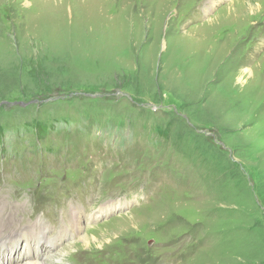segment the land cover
Returning a JSON list of instances; mask_svg holds the SVG:
<instances>
[{"label":"rangeland","instance_id":"obj_1","mask_svg":"<svg viewBox=\"0 0 264 264\" xmlns=\"http://www.w3.org/2000/svg\"><path fill=\"white\" fill-rule=\"evenodd\" d=\"M39 2L0 0V264H264V0Z\"/></svg>","mask_w":264,"mask_h":264},{"label":"bare ground","instance_id":"obj_2","mask_svg":"<svg viewBox=\"0 0 264 264\" xmlns=\"http://www.w3.org/2000/svg\"><path fill=\"white\" fill-rule=\"evenodd\" d=\"M51 1H53V0H43L44 3L43 2H39V3H42V7H43V6H46V5L48 6V3H51ZM11 216H12V214L9 211H5L4 213H2V215L0 217V228H1V230L7 229V231H8L11 228L10 231L12 232L13 229H15V227L13 228V222H15L14 221L15 219L13 217L11 218ZM75 223H76V221H75ZM77 224H78V220H77V223L75 224V226L79 228V226H77ZM7 225H11V226H7ZM30 226H32V225H30ZM33 230L34 229L32 227L31 229H28L26 231H21L19 233H14V234L11 233L12 236L11 235H6L7 233H0V237L4 236V237H2V240L0 239V251H2L1 247H2V245H4L3 243H7V242L11 241L14 244H16L18 242V240L21 237H23V236H24V238L26 240L25 241L26 245L30 244L31 243L30 238H33L32 234L35 233ZM34 235L38 236L40 238L42 237L41 233L34 234ZM61 237L62 236H60V238ZM78 237H80V235ZM86 243H87V245H89L90 244V240L86 239ZM69 245H72V243H70ZM12 251H13V253L15 252L16 254L19 253L16 249H14V250L12 249ZM1 254H4V253H1ZM57 254H59V253H57ZM32 256L30 254L27 255L26 253H23V254L21 253V257L20 256L13 257L12 260L9 259V262L5 263V264H48L47 262H44L41 259H39L37 254H33L32 253ZM51 258H54V257L51 256ZM59 261H60L59 264H64L66 259H62V260H59Z\"/></svg>","mask_w":264,"mask_h":264}]
</instances>
